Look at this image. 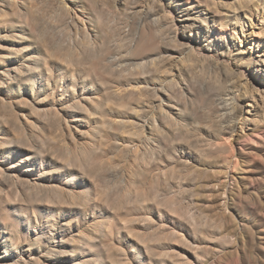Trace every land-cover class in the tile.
<instances>
[{"label": "rangeland", "instance_id": "obj_1", "mask_svg": "<svg viewBox=\"0 0 264 264\" xmlns=\"http://www.w3.org/2000/svg\"><path fill=\"white\" fill-rule=\"evenodd\" d=\"M85 1L0 0V264H264V71L234 62L264 60V0H211L210 10L194 11L206 20L226 15L241 79L219 102L233 110L235 128L218 156L232 160L218 162L187 147L205 140L207 105L196 97L172 112L159 90L176 72L142 78L156 70L157 42L178 48L184 40L179 0H156L151 18L148 0ZM197 26L186 34L198 50L199 32L215 31ZM189 51L175 57L191 64L197 88L215 80L216 54H194L192 63ZM247 84L256 101L243 96ZM229 165L246 180L226 174Z\"/></svg>", "mask_w": 264, "mask_h": 264}, {"label": "bare ground", "instance_id": "obj_2", "mask_svg": "<svg viewBox=\"0 0 264 264\" xmlns=\"http://www.w3.org/2000/svg\"><path fill=\"white\" fill-rule=\"evenodd\" d=\"M57 1V0H56ZM77 1H79V0H77ZM85 1V0H84ZM94 1V0H93ZM96 1V0H95ZM146 1V0H145ZM144 1V2H145ZM149 1V4H151V8H149V5H148V9H144V11H145V14H144V16H146V18H151V17H153V16H155V15H157L158 14V12L156 11V10H154V8H155V6H153L152 7V3L154 4V2H156V0H148ZM176 1V0H175ZM182 0H179V5H178V7H177V10L178 11H176V12H178L179 13V17H181L183 20L182 21H180V23L182 24V26H183V29H185V34H183V37H184V40L183 41H178L177 42V44H178V46H175V47H178V48H172L171 46H169V45H167V44H165L164 42H162V41H159V42H157V44L155 45V47L154 48H152V50H150L151 52H153L154 51V53H153V55L154 56H156L155 58H156V60H157V63H156V70L155 71H153V73H151L149 70L148 71H144V72H142V75H143V79H148V77H150V76H154V78H162V76H163V78H164V76H166V75H164V70H168L170 73H174V72H176V75H175V73H174V75L176 76V80H172V81H169L167 84H166V87H165V91H163V90H159V93H161V94H159V96L160 97H162V98H165V100L167 101V107L166 108H168L169 110H171L172 112H176V110H177V108H179L178 109V111L180 110V112H185L187 109H185V103L186 104H189L188 103V100H192L193 98H198V100L197 101H201L202 103H204L205 105H207V107H208V109H209V111L208 112H206V113H204V114H202V119L199 121L200 122V124H202V125H200L201 127H202V129H203V131L204 132H202V133H204L205 134V140H203L202 139V141H201V145L198 147V146H195V145H193V144H188L187 145V147H188V149H190L191 151L192 150H195V151H197V152H199V153H205V159H207L206 161L207 162H209L210 160H211V162H212V159H213V157H214V160L216 159L215 158V156L216 157H218L219 156V153H221V152H223L224 153V147H225V145L226 146H228L227 145V143H228V140H229V136L227 137V135H230L233 131H234V124L235 123H233V110H230L229 111V109L228 108H224L223 107V110L220 108V104H219V102H221L222 100H223V98L225 97V96H227V95H229V96H231V94L233 93V91H238L239 89H240V80L241 79H238V78H236L235 77V75H234V69L236 68L235 67V65L233 64V61H232V54H233V50H230V48H231V46L229 45V44H227L228 42H226V38L228 37V33L230 32V30H229V25H230V23L228 22V20H227V17H226V15H217V13H214V12H211L212 14L210 15V18L208 19L207 18V20L205 19V18H203L202 17V15H201V17H200V15L199 16H197V15H195L194 14V11L195 10H197L198 11V9H200V8H206V10H210V6L212 5L211 4V2L213 1H211V0H183L184 2L182 3L181 2ZM217 1V0H216ZM9 2V1H8ZM33 2H35V1H33ZM73 3H74V1H72ZM91 2V1H90ZM118 2V1H117ZM120 2H121V4H124L125 2H123L122 0H120ZM141 2V1H140ZM139 2V3H140ZM158 2V1H157ZM221 2H223V0L221 1ZM25 3V2H24ZM77 3V2H76ZM76 3H74V4H76ZM85 3H86V1H85ZM92 3V2H91ZM133 3V2H132ZM147 3V2H146ZM146 3H144V4H146ZM214 3H216V2H214ZM213 3V4H214ZM220 3V2H219ZM226 3V2H225ZM229 3V2H228ZM227 3V4H228ZM82 4V3H81ZM158 3H156V5H157ZM221 4V3H220ZM230 4V3H229ZM83 5V4H82ZM155 5V4H154ZM162 5V4H161ZM169 5V4H168ZM177 5V4H176ZM234 5V4H233ZM84 6V5H83ZM90 6H92V5H90ZM122 6V5H121ZM120 6V8H122ZM135 6V5H134ZM137 6H139L138 4H137ZM147 5H145V7H146ZM160 6V5H159ZM85 7H87V5L85 6ZM93 7V6H92ZM92 7H91V9H92ZM162 7H164V6H162ZM169 7V6H168ZM217 6H216V4H215V8H216ZM220 7V6H219ZM153 8V9H152ZM166 8V7H165ZM215 8H213V9H215ZM233 8V7H232ZM52 9V8H51ZM122 9H125V7H123ZM156 9V8H155ZM220 9V8H219ZM226 9H228V8H226ZM235 9H237V8H235ZM93 10V9H92ZM161 10V9H160ZM165 10H167V9H165ZM234 10V9H233ZM91 11V10H90ZM135 11V10H134ZM200 11V10H199ZM229 11V10H228ZM161 12H163V11H161ZM218 13H219V10L217 11ZM221 12V11H220ZM157 13V14H156ZM208 13V12H207ZM227 13V12H226ZM37 14H39V13H37ZM41 14V13H40ZM143 14V13H142ZM228 14V13H227ZM237 14V13H236ZM173 16V15H172ZM228 16V15H227ZM245 16V15H244ZM252 16V15H251ZM79 17V16H78ZM229 17V16H228ZM259 17V16H258ZM70 18V17H69ZM171 18V17H170ZM238 18H239V16H238ZM174 19V18H173ZM172 19V20H173ZM236 22H237V17L234 19ZM156 21V20H155ZM169 21V20H168ZM167 21V22H168ZM72 22V21H71ZM175 22V21H174ZM234 22V21H233ZM164 23V22H163ZM199 23V29H198V31H201V30H206L209 26L212 28L211 30H213V31H215V35H212L211 34V31H209V35L207 34L208 33V31H207V33L205 32V34H204V32L203 33H200L199 32V35L200 36H202L203 38H202V41L200 42L199 41V43H197L198 44V50L197 49H195L196 48V45H195V43H196V40H194V38L192 37V35H188V34H186V32H187V30L188 31H190L191 30V32L193 33L194 32V30L195 29H197L196 28V26H197V24ZM155 24L157 25V23L155 22ZM232 25V24H231ZM198 27V26H197ZM234 27V26H233ZM90 28V27H89ZM25 29V28H24ZM176 29H177V31H176V36H177V38H178V31H179V26H178V24H176ZM208 29H210V28H208ZM197 31V32H198ZM88 32V31H87ZM50 33V32H49ZM81 34V33H80ZM12 35V34H11ZM50 35V34H49ZM174 35V36H175ZM229 35H232L233 36V34L232 33H229ZM259 36V35H258ZM163 37V36H162ZM122 38V37H121ZM173 38H175V37H173ZM260 38V37H259ZM106 39V38H105ZM237 39V38H236ZM102 40V39H101ZM180 40V39H179ZM228 41V40H227ZM102 42V41H101ZM168 42V41H167ZM203 42H207V44H203ZM153 43V42H152ZM57 45V44H56ZM111 45V44H110ZM65 46V45H64ZM70 47V46H69ZM73 47V46H72ZM59 48V47H58ZM57 48V49H58ZM151 48V47H150ZM149 48V49H150ZM189 48H191L192 49V51L193 52H191V51H189V52H191L190 54H189V56H187V57H185L186 58V60L187 61H190V62H196L197 60H196V58L194 59V54H203V52H213V53H215L216 54V70H217V72H218V76H216V79L215 80H211V79H209V80H206V79H204V81L203 80H201L202 81V85H200V87H198L197 88V86L194 84V82H193V78H195L194 77V73H193V71L194 70H191V69H193V67L191 68L190 66H191V64L189 63V66H182V64H181V62L179 61V60H177L176 59V57H175V55L176 54H181V55H184V53H185V50H188ZM70 50V49H69ZM53 51V50H52ZM146 52H148L147 50H145ZM78 52V51H77ZM108 52V51H107ZM58 53V52H57ZM64 53V52H63ZM80 53V52H79ZM186 53V54H187ZM59 54V53H58ZM185 54V55H186ZM253 56V55H252ZM61 57V56H60ZM242 57V56H241ZM239 55H237V56H235L234 57V62H237V63H239L238 64V66L240 67V68H242V67H251L254 71H255V73L257 74H259L261 71H264V69H263V66H264V60L262 61V59L261 58H259V59H254V58H252V59H249V58H247V59H249V60H246V62H243L241 59V58ZM260 57V56H259ZM262 57V56H261ZM181 58V57H180ZM185 58H183V60L185 59ZM244 58V57H243ZM143 59H146V57H144ZM200 59V58H199ZM59 61V60H58ZM203 61V60H202ZM192 62V63H193ZM260 62H262V64H260ZM197 63V62H196ZM206 62H204V64H205ZM220 63H221V65H220ZM198 64H200V63H198ZM203 64V63H202ZM91 65V64H90ZM194 65H195V63H194ZM200 66V65H199ZM115 67V66H114ZM196 67V66H195ZM92 68V67H91ZM237 69H239L238 67H237ZM152 70H154V69H152ZM12 69H10L9 70V76H8V78L9 79H11V80H14V76H13V78H11L12 77ZM236 71V70H235ZM99 72V71H98ZM214 72H215V70H214ZM216 72V73H217ZM238 72H239V70H238ZM169 74V73H168ZM167 74V75H168ZM203 74V73H202ZM53 75V74H52ZM197 75V74H196ZM198 75H200V74H198ZM57 76V75H56ZM76 76V75H75ZM111 76V75H110ZM212 76V75H211ZM108 77V76H107ZM243 77V76H242ZM203 78H204V76H203ZM212 78V77H211ZM196 79V78H195ZM197 80V79H196ZM79 81V80H78ZM250 84V83H249ZM249 84H247L246 85V87H245V94H243V96L244 95H250L249 93H251V96H250V98L249 99H256L257 97L255 96V94L252 92V89H250V87L252 88V86H250ZM184 85V86H183ZM186 85V86H185ZM241 85H243V84H241ZM79 86V85H78ZM180 86V87H179ZM244 86V85H243ZM243 86H241V89L243 88ZM258 88V87H257ZM257 88H255V90L257 89ZM244 90V89H243ZM258 91V90H257ZM257 91H254V92H257ZM62 92V91H61ZM243 92V91H242ZM240 93H241V91H240ZM244 93V92H243ZM259 94H261V93H259ZM242 95V94H241ZM158 96V97H159ZM157 97V96H156ZM161 98V99H162ZM102 99V98H101ZM160 99V98H159ZM245 99H247L246 98V96L245 97H242L241 96V99L239 100V101H241V103L244 101ZM230 100V99H229ZM236 100V99H235ZM234 100V101H235ZM248 100V99H247ZM253 100V101H254ZM226 101V100H225ZM228 101V100H227ZM238 101V100H237ZM256 101V100H255ZM191 102H193V101H191ZM200 102V103H201ZM249 102V101H248ZM194 103H195V101H194ZM241 103H240V105H238V110L240 111V112H243V107L244 106H242L241 105ZM100 104V103H99ZM229 104V103H228ZM237 104V103H236ZM253 104V103H252ZM261 104V103H260ZM192 105V104H191ZM166 106V105H165ZM188 106V105H187ZM186 106V107H187ZM200 106V105H199ZM231 106V105H230ZM261 106V108L264 106V104L263 105H260ZM164 107V106H163ZM189 107V106H188ZM226 107H227V104H226ZM199 108H201V107H199ZM185 110V111H184ZM197 111V110H196ZM226 113H225V112ZM260 111V110H259ZM179 112V113H180ZM198 112V111H197ZM203 112V111H202ZM235 112V111H234ZM257 112V111H256ZM171 113V112H170ZM178 113V112H177ZM178 113V114H179ZM187 113V112H186ZM236 113V112H235ZM239 113V112H238ZM238 113H236V114H238ZM262 113V112H261ZM172 114V113H171ZM197 114V113H196ZM260 114V113H259ZM175 115V114H174ZM180 115V114H179ZM178 115V116H179ZM241 115V114H240ZM254 115V114H253ZM261 115V114H260ZM160 116V115H159ZM182 116V115H181ZM180 116V117H181ZM237 115H235V117H236ZM256 116H257V114H256ZM183 117V116H182ZM149 118V117H148ZM157 118V117H156ZM237 118V117H236ZM262 118V117H261ZM247 119H249V118H247ZM159 120V119H158ZM189 120V119H188ZM170 122V121H169ZM172 122V121H171ZM188 122H190V121H188ZM196 122V121H195ZM261 122H262V120H261ZM188 124V123H187ZM190 124V123H189ZM203 124H205V125H207V126H203ZM154 125V124H153ZM193 125V124H192ZM191 125V126H192ZM199 125V124H198ZM197 125V126H198ZM259 125V124H258ZM262 125V124H261ZM190 126V127H191ZM197 126H196V128H197ZM153 127H155V126H153ZM189 127V128H190ZM207 127H209L210 128V130H208L207 129ZM260 127V126H259ZM181 128V127H180ZM183 129V128H182ZM186 129V128H185ZM198 129V128H197ZM106 130V129H105ZM190 130V129H189ZM184 130H180V133H179V135L177 136V138L178 139H180V140H178V141H180V143L182 142V143H186L187 142V139H188V137H187V135H185L184 134V132H183ZM188 131V130H187ZM187 131H185V132H187ZM192 131V130H191ZM201 132H200V134H201ZM263 132V131H262ZM104 133V132H103ZM196 133H197V131H196ZM196 133H194V134H196ZM136 134V133H135ZM167 134V133H166ZM194 134H193V136H194ZM199 134V133H198ZM203 134V135H204ZM142 135V134H141ZM202 135V136H203ZM196 136H198V135H196ZM202 136H199V137H201V138H203ZM233 136V134L231 135V137ZM247 137H249L250 138V136H247ZM200 138V139H201ZM251 138H252V136H251ZM263 138V137H262ZM191 139V138H190ZM233 139V138H232ZM231 139V140H232ZM248 139V138H247ZM134 140V139H133ZM173 140H174V138H173ZM172 141V140H171ZM246 141V140H245ZM255 141V140H254ZM257 141V140H256ZM261 141V140H260ZM200 142V141H199ZM230 142H232V141H230ZM264 142V141H263ZM189 143V142H188ZM198 143V142H197ZM233 143V142H232ZM231 143V144H232ZM248 143V142H247ZM246 143V144H247ZM260 144H262V142H259ZM187 144V143H186ZM199 144V143H198ZM230 144V145H231ZM235 144V143H234ZM244 144V143H243ZM246 144H244V145H246ZM251 144V143H250ZM258 144V143H257ZM106 145V144H105ZM240 145H241V143H240ZM249 144H247V146H248ZM252 145V144H251ZM255 145V144H254ZM231 146H234V145H231ZM231 146H229V147H231ZM246 146V147H247ZM260 146V145H259ZM158 147V146H157ZM243 147V146H242ZM245 147V148H246ZM252 147H254V146H252ZM252 147H249V148H252ZM258 146H256V148H257ZM232 149L233 148H235V147H231ZM239 148V147H238ZM260 148V147H259ZM181 149V148H180ZM231 149V150H232ZM255 149V148H254ZM263 149V148H262ZM182 150V149H181ZM230 150V152H234L235 150H236V148H235V150L233 149L232 151ZM243 150V149H242ZM245 150V149H244ZM183 151V150H182ZM190 151V152H191ZM125 152V151H124ZM185 152V151H184ZM189 152V151H188ZM225 152H227V149H226V151ZM229 152V151H228ZM242 152V151H241ZM244 152V151H243ZM248 152V151H247ZM252 152V151H251ZM258 152V151H257ZM261 152H262V150H261ZM264 152V151H263ZM262 152V153H263ZM235 154H237L236 152H234ZM249 153V152H248ZM247 153V154H248ZM253 153V152H252ZM186 154V153H185ZM191 154H193V153H191ZM230 155L231 154H233V153H229ZM246 154V155H247ZM255 154H257L256 152H255ZM187 155V154H186ZM204 155V154H203ZM203 155H201V156H203ZM207 155H211V156H213L212 158H211V156H210V158H208V156ZM225 155V156H224ZM222 154V155H220L221 157L223 156V157H225L226 158V156L228 155V153H225V154ZM244 156V154H242L241 153V155L240 156ZM250 155V154H249ZM233 156V155H232ZM231 156V157H232ZM251 156V155H250ZM255 156V155H254ZM253 156V157H254ZM257 156V155H256ZM199 157V156H198ZM221 157L218 159L217 158V162L218 161H220V159H221ZM222 157V158H223ZM227 157H230V156H227ZM229 158V159H231L232 160V158ZM194 158V157H193ZM224 158V159H225ZM257 158V157H256ZM200 159V158H199ZM199 159H198V161H199ZM208 159H210V160H208ZM234 159H236V158H234ZM203 160V159H202ZM222 160V159H221ZM249 160V159H248ZM251 160V159H250ZM28 161V160H27ZM103 161V160H102ZM216 161V160H215ZM214 161V162H215ZM234 161V160H233ZM232 161V162H233ZM235 161H238V160H235ZM234 161V163L235 164H237L236 162ZM244 161V160H243ZM253 161V160H252ZM22 162V161H21ZM217 162H216V164H217ZM226 162V161H225ZM245 162V161H244ZM249 162H251V161H249ZM78 163V162H77ZM101 163H103V162H101ZM230 162H228V164H229ZM76 164V163H75ZM215 164V165H216ZM219 164V163H218ZM217 164V165H218ZM231 164H233V163H231ZM253 164H256V163H253ZM103 165H104V163H103ZM200 165V164H199ZM213 165V164H212ZM222 166H223V164H221ZM239 165V164H238ZM198 166V165H197ZM203 166V165H202ZM208 166V165H207ZM225 166H226V164H225ZM224 166V167H225ZM230 166L231 165H229V166H227V172H226V174H228V171H229V173L231 172V173H234V175L232 176L233 177V179H235L236 181L238 180V182H239V180H246V175H245V173H244V171L243 170H241L239 167L241 166V164H240V166H233V167H235V168H230ZM257 166V165H256ZM201 167V166H200ZM218 167V166H217ZM220 167V166H219ZM195 168V167H194ZM194 168H193V170H194ZM199 168V167H198ZM197 168V169H198ZM204 168V167H203ZM240 169V170H238V169ZM242 168V167H241ZM244 168V167H243ZM242 168V169H243ZM199 169H202V168H199ZM220 169V168H219ZM229 169H231V170H229ZM191 170V169H190ZM189 170V171H190ZM196 170V169H195ZM194 170V171H195ZM206 170H208V169H206ZM213 170V169H212ZM224 170V169H223ZM223 170H221V171H223ZM165 171V170H164ZM198 171V170H197ZM205 171V170H204ZM226 171V170H225ZM254 171V170H253ZM207 172H210L209 170L207 171ZM193 173V175H194V172H192ZM197 173V172H196ZM195 173V175L196 176H198L197 174ZM212 173H221L222 174V176L224 175V173H222V172H220V171H217V170H215V171H212ZM254 173V172H253ZM200 174H202V172H200ZM200 174H199V176H200ZM204 174H206V172H204ZM210 174V173H209ZM221 174H220V176H221ZM203 175V174H202ZM201 175V176H202ZM201 176H200V179H198L199 181L200 180H202V178H201ZM205 176H207V174L205 175ZM204 175L202 176V177H205ZM221 176V177H222ZM227 176V175H226ZM230 176V175H229ZM194 177V176H193ZM214 177V176H213ZM142 178V177H141ZM208 178H209V176H208ZM218 178V177H217ZM196 179V180H195ZM206 179V178H205ZM213 179V178H212ZM193 180H194V182L196 181V182H198V180H197V178H193ZM192 180V181H193ZM222 180H224V179H219L218 180V182H221V187H222V183H223V181ZM205 181V180H204ZM206 181H207V179H206ZM209 181V180H208ZM207 181V182H208ZM143 182V181H142ZM182 182V181H181ZM193 182V183H194ZM192 183V184H193ZM196 184H199V182L198 183H196ZM205 184V183H204ZM213 184V183H212ZM212 184H211V186H212ZM215 184V183H214ZM217 185H218V183H217ZM199 186V185H198ZM198 186H197V188H198ZM201 186H202V184H201ZM208 187H209V184L207 185ZM209 187V188H205L206 189V191L208 192V190H210V188L211 189H214V187L212 188V187ZM218 186H220V185H218ZM217 186V187H218ZM228 186V185H227ZM205 187V186H204ZM204 187H202V189L204 188ZM216 187V188H217ZM223 187H224V185H223ZM222 187V188H223ZM220 188V187H219ZM222 188H220V189H222ZM225 188V187H224ZM57 189V188H56ZM176 189V188H175ZM199 189V188H198ZM216 190H218V189H216ZM244 190V189H243ZM220 191V190H219ZM215 192V191H214ZM156 194V193H155ZM141 197V196H140ZM151 197V196H150ZM160 198V197H159ZM161 199V198H160ZM157 203V202H156ZM175 205V204H174ZM52 206V205H51ZM208 206H210V205H208ZM254 206V205H253ZM162 210V209H161ZM170 210V209H169ZM182 210V209H181ZM257 211V210H256ZM163 212V211H162ZM45 235H46V237L51 241V243H53L54 241H53V239H54V230H51V231H49V232H46L45 233ZM159 239V238H158ZM157 239V240H158ZM55 242H57V241H55ZM110 244V243H109ZM54 247H56V245H54ZM146 247V246H145ZM149 249V248H148ZM92 253V252H91ZM110 256V255H109ZM115 258H117L116 256H115ZM163 260V259H162ZM19 261V260H18Z\"/></svg>", "mask_w": 264, "mask_h": 264}]
</instances>
